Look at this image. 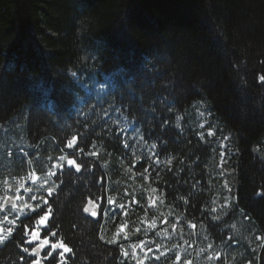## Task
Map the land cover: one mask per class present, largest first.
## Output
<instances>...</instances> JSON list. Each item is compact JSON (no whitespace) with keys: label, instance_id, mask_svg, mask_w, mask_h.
Segmentation results:
<instances>
[{"label":"trees","instance_id":"trees-1","mask_svg":"<svg viewBox=\"0 0 264 264\" xmlns=\"http://www.w3.org/2000/svg\"><path fill=\"white\" fill-rule=\"evenodd\" d=\"M262 81L264 0H0V264H264Z\"/></svg>","mask_w":264,"mask_h":264},{"label":"snow or ice","instance_id":"snow-or-ice-1","mask_svg":"<svg viewBox=\"0 0 264 264\" xmlns=\"http://www.w3.org/2000/svg\"><path fill=\"white\" fill-rule=\"evenodd\" d=\"M262 82H264V81H262ZM166 123H167V122H165V124H166ZM160 142H161V141H160ZM76 147H77L76 143H72V144H70L69 141L67 142V148H68V149H75ZM93 147H94V145H93ZM154 147L157 148L158 145L155 144ZM79 151H80V152H83L84 150L81 148V149H79ZM75 154H76V153H75V151H74V152H73V156H75ZM87 155H90V156H96L97 153H96V152H90V153H87ZM60 159L63 160V157H60ZM67 164H68L69 166H71V165H75L77 171H79V170L81 169V167H82V165L76 163V160H75V159H69V160L67 161ZM61 167H63V166L61 165ZM53 175H55V173H53ZM154 190H155V189H154ZM48 194H49V195L52 194V189H51V188H49V190H48ZM17 199H19V197H17ZM31 199L35 200L36 197H35V196H32ZM109 203H111V200H109ZM47 205H48V200L45 199V200L43 201V205H42V206H45V207H46V211H45V214H44V215H40V216H39V221H38V224H39L41 227H47V221H48L50 215L52 214V209H51V207H47ZM39 207H41V205H38V208H39ZM33 211H36V210H33ZM84 211L87 212V208H84ZM12 223H15V221H12ZM24 228H27V225H24ZM2 231H3V230L0 229V232H2ZM49 231H50V229H49ZM7 232H8L9 234H12V232H13L12 227H9V228L7 229ZM38 235H39L38 232L33 231V232H32V239L35 240V239L37 238ZM52 236H53V237L56 236V233L53 232V233H52ZM259 239H264V237H259ZM4 241H5V237H4L3 235H0V243H3ZM47 244H48V240H44V242H43L42 244H40L39 247H40L41 249H43V248H45V246H46ZM51 249H52V251H47V252L45 253V259L49 262V264H51V262H53V261H56L57 264H66L65 254H71V253L73 252V249H72L71 247H69L68 245L64 244L63 242H60V243H58V244H52V245H51ZM58 249H63V251H59V252H58V251H57ZM22 251H23L24 254H28V253H29V248H28V247H23V248H22ZM31 253H33V254H38V250H37V248H36V247H32V248H31ZM124 255L127 256L128 253L125 252ZM30 258H31V256H30ZM23 259H24V257H23V255H22V256L20 257V260L22 261ZM32 264H40V261H39V260H36V259H33V260H32Z\"/></svg>","mask_w":264,"mask_h":264},{"label":"rangeland","instance_id":"rangeland-1","mask_svg":"<svg viewBox=\"0 0 264 264\" xmlns=\"http://www.w3.org/2000/svg\"><path fill=\"white\" fill-rule=\"evenodd\" d=\"M69 159H74V158H72V157H70ZM69 159H67V161L69 160ZM66 161V162H67ZM61 165L62 164H58L57 165V167H61ZM68 165V164H67ZM69 166V165H68ZM23 180H19L18 182H17V187L16 188H6L5 190H4V194L3 195H0V207H2V204H3V202H4V199H5V197L6 196H12V197H14V198H16V204H15V207H13V208H17V207H19V206H21L22 204H23V198H22V195L20 194V191L22 190V188H23ZM49 188L50 187H48L47 189H45V191L48 193V190H49ZM9 191H12V192H9ZM17 197H19V199H17ZM14 213V212H13ZM12 221H15V219L12 217V213H10L9 215H2V216H0V229H2L3 231L2 232H0V235H3L4 237H5V241L8 239V238H10V236H11V234H9L8 232H7V229L9 228V227H12L13 228V226L15 225V223H12ZM6 225H9V226H6ZM40 226V225H39ZM39 230L40 229H36L35 231L36 232H38L39 233ZM40 235V234H39ZM31 242H33V243H35L36 242V239L35 240H33L32 239V234H31V236H30V239H29ZM41 240H48V244L49 245H52V244H54V243H52L51 242V240H49V239H42V238H40V236H39V239H37V241L40 243V241ZM4 241V242H5ZM4 242L3 243H0V245H2V244H4ZM39 261H40V259H39Z\"/></svg>","mask_w":264,"mask_h":264},{"label":"water","instance_id":"water-1","mask_svg":"<svg viewBox=\"0 0 264 264\" xmlns=\"http://www.w3.org/2000/svg\"><path fill=\"white\" fill-rule=\"evenodd\" d=\"M72 143H76V145H77V139H73L70 144H72ZM73 167H75V165H73ZM75 169H76V167H75ZM15 204H16V198H14L12 196H7L5 198V201H4L3 206L4 207L9 206V205L15 206ZM85 208H87V212H85V213L88 216H90L92 218H98L99 217V215H100V207H99V205H97L96 201L89 200L88 203H87V205L85 206ZM43 242L44 241H42V243ZM36 248H37L38 254H39L42 249L39 247V245Z\"/></svg>","mask_w":264,"mask_h":264},{"label":"flooded vegetation","instance_id":"flooded-vegetation-1","mask_svg":"<svg viewBox=\"0 0 264 264\" xmlns=\"http://www.w3.org/2000/svg\"><path fill=\"white\" fill-rule=\"evenodd\" d=\"M81 168H82V167H81ZM88 200H89V199H88ZM87 202H88V201H87ZM96 202H97V201H96ZM97 203H98V202H97ZM86 204H87V203H86ZM86 204H85V205H86ZM98 204L100 205V203H98ZM100 207L102 208V206H101V205H100Z\"/></svg>","mask_w":264,"mask_h":264}]
</instances>
